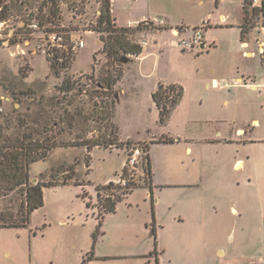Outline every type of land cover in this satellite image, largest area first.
Segmentation results:
<instances>
[{"label":"rangeland","instance_id":"rangeland-1","mask_svg":"<svg viewBox=\"0 0 264 264\" xmlns=\"http://www.w3.org/2000/svg\"><path fill=\"white\" fill-rule=\"evenodd\" d=\"M102 1L6 2L7 12L11 14L35 7L51 6L55 13L59 9L62 15H48V19L62 23L68 34L81 37L85 45L72 51L67 62L53 64L52 68L42 54L33 52L31 45L0 44V97H3L0 98V145L12 144L16 139L54 145L44 159L28 166V183L51 184L44 189V204L33 210L29 224L22 230H0V264H9L15 255L17 259H25L30 254L83 264L82 259L89 251H92L91 259L94 253L106 254V258L95 259L91 264H156V256L158 264H243L247 260L263 259L264 223L257 221L255 211L260 207L259 197L253 196L255 205L247 223L230 213L229 200L225 198L228 192L225 196H214L211 174L225 175L232 179L231 183L240 181L243 174H251L252 193H259L256 191L259 186L264 191V91L258 94L235 86L218 90L210 86L211 79L209 89L205 88L204 65L214 60L198 58L196 50H181L179 40L185 35L174 36L169 29L148 37V31L157 30L140 26V30L127 27L124 31L130 44L140 40L158 42L155 55L146 58L141 69L136 64L139 59L121 48H115L116 53L109 55L103 49L108 32L98 21L97 11L101 12ZM119 1H124L116 11L120 20H127L126 16L135 20L143 14L146 18H164L163 12L199 15L213 7V0H203L201 6L198 0ZM128 8L131 15H126ZM112 25L115 29L119 27L113 20ZM123 55L129 57V62H120ZM220 59V56L215 58ZM216 76L232 81L230 77ZM157 79L178 81L185 88L183 100L172 109L164 128L158 126L159 114L150 93ZM111 80L115 83L108 88ZM162 85L164 95L168 94L165 97L168 106L173 93L167 91L174 90L168 89L170 84ZM171 85L175 93L179 85ZM114 115L123 135L140 132L144 136L147 129L156 134L165 129L170 135L178 133L186 139H201L191 144V153L184 151L183 141L153 145V172L159 182L167 181L170 174L176 175L175 180H180V175L188 177L202 171L210 174L205 181L207 189L203 191L208 194L206 209L210 215L216 212L218 222L205 226L191 221L179 223L174 216L182 207L188 208L180 206V197L187 203L202 192L200 189L168 192L158 188L160 201L156 211L160 226H154L149 189L143 187L148 180L144 181L141 174L146 168L148 152L137 166L131 196L116 203L114 212L100 217L104 201L101 196L106 191L102 190L98 196L95 187L120 175L133 144H147L119 140ZM252 117L260 120L256 128L250 123ZM237 127L243 131L236 133ZM238 159L244 163L240 169L233 167ZM24 188L22 185L13 191L0 190V222L20 219L26 209ZM243 188V184L233 187L235 192L238 189L242 193ZM169 196H179L173 208L169 206ZM61 218L65 223L59 221ZM44 227L46 232L40 234ZM152 227L156 229V237ZM155 246L157 254L152 252ZM218 247L224 249L223 256L216 253ZM5 251L11 256L6 257Z\"/></svg>","mask_w":264,"mask_h":264},{"label":"crops","instance_id":"crops-1","mask_svg":"<svg viewBox=\"0 0 264 264\" xmlns=\"http://www.w3.org/2000/svg\"><path fill=\"white\" fill-rule=\"evenodd\" d=\"M243 2L244 0H213V7L211 10H208L206 12H202L199 15H168V13L163 12L165 15L163 16L164 19L167 21L168 25L172 26H178V25H186V26H192L198 24L202 19H208L209 20V26L205 29L204 32V44L196 50V55L198 58H202L203 60H209V58H212L213 62H208V64L204 65L206 76H204V87L209 89V81L213 78H216V75H223V77H230L232 81H237V85H235V89L241 90H251L253 92H258V94L262 93V90L264 91V62L261 60L259 54H258V45H257V31L251 30L244 39L241 37V26L243 23ZM110 15L112 20L115 22V24L119 27H127L129 25H134L136 22L140 21L144 18V14L135 20H133L130 16H126L127 20H120L118 18V14L116 13L119 6L124 5L119 0H111L110 3ZM198 5L203 4V0H198ZM157 11V10H155ZM156 13V12H155ZM131 9H127L126 15H131ZM125 19V18H124ZM164 29H160L157 31H148L147 37L150 34H156L159 35ZM147 45L144 49V52H147L143 57L139 59L136 64L138 65V68L141 69L143 66V62L146 58L155 55V50L158 48V42L155 40L153 43H149L148 40L146 41ZM221 57L220 60H215L218 57ZM219 61V62H217ZM125 73V71H124ZM124 78V74H123ZM121 78V80L123 79ZM159 84H178L182 87V96L177 104H175L174 108L183 100L184 94H185V88L182 85L181 82L178 81H163L157 79L153 86L151 87V97L152 93L157 89ZM225 89V88H224ZM219 90V89H218ZM117 101V100H116ZM154 102V101H153ZM155 104V102H154ZM156 106V104H155ZM264 104H262V107ZM157 108V106H156ZM173 108V110H174ZM158 110V108H157ZM171 111L169 117L164 123L158 122V126L160 128L166 127L172 112ZM159 114V110H158ZM113 120L117 127L118 132V138L119 140H135V141H143L147 143L148 146V158L150 163V176L148 177V184L143 186L147 187L149 189L148 195L150 198V212L152 217V209L151 205L153 203V214H154V221L153 224L160 226V222L158 221L156 207L160 201V197L156 193V190L158 188L166 189L168 192H172L173 190L177 191H190V190H196L200 189L198 191L202 192L199 197L197 198V195L194 199L190 200L189 202H183L181 200V197L178 201L177 198H172L169 196L168 203L170 208H173L175 205H177V201L180 202V206H188V208L185 210L183 207L180 209V211L174 216V219L179 223H184V221H191L199 226H205L206 224L216 223L218 222L219 218L216 215V212H213V215H210L209 211L206 209L207 206V196L208 194L206 191H203V188H206L205 181L208 179L209 176L212 175V179L214 182L212 183L213 186V193L214 196H220L223 195L226 197L228 202L229 211L231 214L238 216L240 219L244 220L245 222L251 221V211L252 208H254L255 202L253 200V196L259 197V204L260 207L255 210L257 211V221L264 223V191L262 190L261 186L257 188V192L259 193H252V186H253V176L251 174H243L240 181H232L225 175H217V174H206L205 172H198L194 174L188 175V177H184L180 175V180H175L174 178L176 175H169L168 180L165 182H159L156 178V175L153 172V164L151 159V149L154 145H171L175 143H181V141L185 142V148L184 151L186 153H191L192 148L191 144L198 143L201 141L200 138H184L181 137L180 134H174L170 135L169 132H166L165 129L160 130L157 134L153 131H150L147 129L144 136L140 135V132L130 133L127 135H123L121 132V128L119 127V124L116 122L115 115L113 117ZM250 123L254 124L253 128L258 127V124H260V120L256 117H252L250 119ZM236 133H241L243 129L241 127L236 128ZM165 138H172V142H164L161 141ZM190 143V145L188 144ZM243 160L238 159L235 160L233 163L234 168L240 169L243 167ZM197 176H194L196 175ZM175 176V177H174ZM174 177V178H173ZM110 179V178H108ZM107 179V180H108ZM106 180V181H107ZM259 179L255 182L258 183ZM243 184L244 192L241 191L238 192V189H233L234 186L240 187V185ZM260 184V183H259ZM47 187V186H46ZM46 187H43V196H44V189ZM141 187V186H140ZM225 187H229V189L224 190ZM231 187V189H230ZM137 188V187H136ZM135 188V189H136ZM211 188V189H212ZM154 189V191H153ZM134 190V189H133ZM132 190V191H133ZM132 191L128 193L125 198H122V200L118 201L117 203L123 201L124 199L128 200V196H131ZM262 191V192H261ZM211 192V191H210ZM233 192V193H232ZM223 193V194H222ZM115 211V210H114ZM113 211V212H114ZM111 213V212H108ZM107 214V213H106ZM259 214V219H258ZM61 223H65V219L61 218L59 220ZM28 225V224H27ZM26 227V226H25ZM25 227H1L0 230H15L19 231L22 230V228ZM46 227L43 228L42 231H40V234H44L46 232ZM152 230V229H151ZM156 230V229H155ZM157 234V232H155ZM153 234V231H152ZM37 234H34V236ZM216 253H218L220 256H223L225 254V251L223 248L218 247L216 249ZM4 255L6 257H10L11 254L9 251H5ZM18 255L14 256V259L9 264H71L70 262H67L64 260H59L56 258H51L50 256H32V254L28 255L25 259H17ZM106 254L102 253H94V258H90L88 260L87 264H91L90 261H93L95 259L99 258H106ZM84 259V257H83ZM82 259V263H83ZM258 261L253 260H247L243 264H256ZM84 264V263H83Z\"/></svg>","mask_w":264,"mask_h":264},{"label":"built area","instance_id":"built-area-1","mask_svg":"<svg viewBox=\"0 0 264 264\" xmlns=\"http://www.w3.org/2000/svg\"><path fill=\"white\" fill-rule=\"evenodd\" d=\"M6 2L7 0H5ZM50 7H35L32 10L11 14L7 11L3 13L2 6L0 5V44L16 46H20V44L25 46L31 45L33 52L42 54L50 62L52 68L53 64L62 65L67 62L71 58L70 53L75 49L83 47L85 43L81 37H73V35L68 34L67 27L62 23H54L51 19H48V15H62L59 9L58 13H55ZM250 7L257 11V15L252 20L254 25L253 30L257 31L258 54L264 62V0H250ZM97 13L100 14L99 11ZM140 26L154 28L156 30L169 29L174 36L185 35L180 38L179 47L183 51H190L198 50L204 44V32L209 26V20L202 19L198 24L192 26H172L168 25L164 18L144 17L134 25L127 27L137 29ZM138 44L140 45L141 51L138 54H132V56L140 59L145 55L143 53L147 42L140 40ZM62 51L65 52L64 54L66 56H63V53L60 54ZM237 84V81L230 82L225 79L213 78L210 86L224 89ZM167 92L173 93V91ZM0 98L3 97L1 96ZM146 154L147 148L145 144L135 143L132 145L120 175L116 179H110L104 183L105 186L108 185V190H104L106 192L102 193L103 195L101 197L103 200L107 197L114 198V191L117 187L128 189L136 185L135 172L140 160L142 161ZM141 174L144 181L148 180V178H145V170ZM256 264H264V258Z\"/></svg>","mask_w":264,"mask_h":264},{"label":"trees","instance_id":"trees-1","mask_svg":"<svg viewBox=\"0 0 264 264\" xmlns=\"http://www.w3.org/2000/svg\"><path fill=\"white\" fill-rule=\"evenodd\" d=\"M9 1V0H8ZM111 0H103L101 5V12L98 17V21L100 24H104L103 30L108 32L107 41H104L103 49L107 50L108 54H114L116 51H113L115 48H121L125 52L129 54H138L141 51L140 45L130 44L126 36L124 35V31L128 30L127 27H118L117 29L113 28L112 18L110 15V4ZM0 5L2 6V12H6L8 7L6 3H2L0 0ZM257 15V11L254 8L250 7V0H244L243 2V23L241 26V37H244L253 30V18ZM136 30H140L138 27ZM120 32V34L110 35V32ZM115 83L114 80L108 81V88L112 87ZM168 89L174 90L173 85H169ZM167 90V89H166ZM170 99V105L167 106V95H164L163 85L159 84L157 89L152 93V99L155 102L158 110H159V121L160 123H164L169 117L172 109L175 104L178 103L182 96V87H177V91L174 93ZM26 138V136H24ZM161 141L164 142H172L173 139L165 138ZM54 145H39L37 141L30 140L27 143L23 141H19L16 139L12 144L3 143L0 145V190L5 191H13L16 188H20L22 185L25 186V204L26 209L22 212L20 219L18 220H10V221H1V227H25L29 224V216L33 212V210L43 206L44 204V196H43V187L51 186V184H41L36 182L35 184L28 183V166L29 164L42 160L46 157V154L49 149H51ZM146 148L148 151V146L146 144ZM146 175L150 176V163L147 154V163L145 168ZM64 184V183H62ZM80 184V183H77ZM57 185V184H52ZM135 185L132 188L121 189L117 187L116 190H120L119 193H116L114 198L107 197L104 199L101 205V211L99 212L100 217L103 216L104 213L113 212L116 207V203L120 201L123 195H127L130 193ZM97 191V195L99 196L101 190H108V185H102L101 187H95ZM85 195V194H84ZM152 209V220H154L153 214V203L151 205ZM154 221H152L153 223ZM153 235L156 237V230L152 227ZM153 254L156 253V246L154 247ZM92 255V251L87 253V257L83 259V263L86 259L90 258ZM156 256V255H155ZM155 262L158 264L157 256L155 257Z\"/></svg>","mask_w":264,"mask_h":264},{"label":"water","instance_id":"water-1","mask_svg":"<svg viewBox=\"0 0 264 264\" xmlns=\"http://www.w3.org/2000/svg\"><path fill=\"white\" fill-rule=\"evenodd\" d=\"M120 62H121V63L129 62V57H127L126 55H123V56L120 58Z\"/></svg>","mask_w":264,"mask_h":264}]
</instances>
